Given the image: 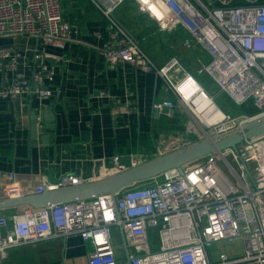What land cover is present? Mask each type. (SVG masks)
I'll return each instance as SVG.
<instances>
[{
  "label": "built area",
  "instance_id": "2783aa9c",
  "mask_svg": "<svg viewBox=\"0 0 264 264\" xmlns=\"http://www.w3.org/2000/svg\"><path fill=\"white\" fill-rule=\"evenodd\" d=\"M92 1L107 20L106 31L95 33L103 40L100 48L106 62L128 63L161 77L173 98L154 107L165 115L179 109L189 117L191 124L180 136L191 142L223 139L237 133L245 119L264 114V3L260 0H241L242 4L135 0L160 31L173 33L181 26L203 46L211 59L201 72L210 75L235 104L251 102L257 109L240 115L222 110L176 56L157 63L117 18L125 0ZM20 36L35 39L31 72L21 68L25 50L18 42H1L0 99L59 96V87L52 84L55 66L46 49H64L72 39V24L64 17L61 0H0V38ZM140 157H133L132 166L142 162ZM151 179L122 189L115 198L106 193L43 206L23 204L13 212L1 209L0 256L15 246L78 234L92 245L89 264H120L113 242V228H118L128 264H264V134L190 162L183 173L172 168ZM83 183L72 171L49 183H24L8 171L0 176V196L40 194ZM150 229H155L158 248H152ZM234 239L243 241L240 255L224 251L214 255L210 248Z\"/></svg>",
  "mask_w": 264,
  "mask_h": 264
},
{
  "label": "crops",
  "instance_id": "0c3cea01",
  "mask_svg": "<svg viewBox=\"0 0 264 264\" xmlns=\"http://www.w3.org/2000/svg\"><path fill=\"white\" fill-rule=\"evenodd\" d=\"M61 2L64 17L72 24V39L64 49H46L55 66L52 84L59 87V96L0 99V176L13 171L21 182L49 183L72 171L89 182L121 171L118 164L131 167L137 154L145 161L190 143L192 139L180 136L183 128L163 125L166 115L154 107L173 98L161 77L128 63L106 62L100 48L103 40L95 33L106 31L107 20L93 1ZM136 12L149 29L157 27L147 13L138 7ZM12 40L25 50L21 68L30 73L35 39L6 37L0 43ZM122 239L119 229L113 228L119 263L128 264ZM153 239L150 235L152 248H158ZM91 250L89 240L73 234L10 248L0 256V264H89Z\"/></svg>",
  "mask_w": 264,
  "mask_h": 264
},
{
  "label": "water",
  "instance_id": "95a60500",
  "mask_svg": "<svg viewBox=\"0 0 264 264\" xmlns=\"http://www.w3.org/2000/svg\"><path fill=\"white\" fill-rule=\"evenodd\" d=\"M140 9V6L138 5ZM157 111V110H156ZM158 112V111H157ZM237 133L226 138L212 137L193 141L183 147L158 154L137 165L111 174L105 178L85 182L77 186L46 189L40 194H30L13 198L0 199V210L7 207L32 204L34 206L92 197L109 193L115 198L116 193L138 182L151 179L166 170L177 168L184 172V166L215 151L236 146L247 138L264 134V114L249 117L241 122ZM124 245V240L122 239Z\"/></svg>",
  "mask_w": 264,
  "mask_h": 264
},
{
  "label": "rangeland",
  "instance_id": "374dc122",
  "mask_svg": "<svg viewBox=\"0 0 264 264\" xmlns=\"http://www.w3.org/2000/svg\"><path fill=\"white\" fill-rule=\"evenodd\" d=\"M137 7L136 1L125 0L120 9L116 11V16L122 20V23L135 37H137L136 35L140 36L141 39L138 40L142 46L144 45L143 47L148 54L158 61H166L168 58L176 56L186 69L205 87L208 94L214 97L217 104L223 108L222 110L233 115L248 113L251 108V102L244 105L235 104L226 94L220 92L218 84L210 75L206 72H201L204 65L211 59V55L206 52L201 44L192 38L181 26L176 28L173 33L162 32L158 26L149 29L144 21L145 19H141L136 14ZM134 9L135 11L133 12ZM190 124L189 117L184 116L181 128L185 130L187 125L189 126ZM223 167L226 169L225 166ZM149 181L152 182L153 179H149ZM150 235L152 241L155 238L157 243H159L155 229L154 231L150 229ZM210 248L214 255L222 250L230 255H240L243 250V241L242 239L224 240L213 243Z\"/></svg>",
  "mask_w": 264,
  "mask_h": 264
},
{
  "label": "trees",
  "instance_id": "16d2710c",
  "mask_svg": "<svg viewBox=\"0 0 264 264\" xmlns=\"http://www.w3.org/2000/svg\"><path fill=\"white\" fill-rule=\"evenodd\" d=\"M243 1L241 0H234L232 4H242ZM261 3H264V0H260ZM120 9V8H119ZM121 22L122 20L119 19ZM124 25V24H123ZM125 26V25H124ZM126 27V26H125ZM127 28V27H126ZM139 36V35H138ZM137 38V37H136ZM3 40V38H0V40ZM140 42V41H139ZM141 44V43H140ZM144 46V45H143ZM142 46V47H143ZM144 48V47H143ZM145 49V48H144ZM221 103V102H220ZM222 108V107H221ZM223 109V108H222ZM226 109V108H225ZM257 112V109L255 106L251 104V108L248 110L249 114H254ZM181 113L180 110L177 109L173 115H166L165 120H163V125L172 128V129H177L180 130L181 128V123H180V118H181Z\"/></svg>",
  "mask_w": 264,
  "mask_h": 264
}]
</instances>
